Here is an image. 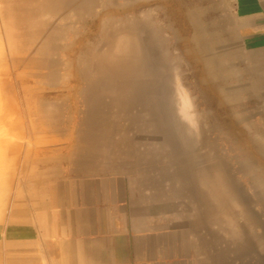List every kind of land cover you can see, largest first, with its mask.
<instances>
[{"label": "rangeland", "instance_id": "374dc122", "mask_svg": "<svg viewBox=\"0 0 264 264\" xmlns=\"http://www.w3.org/2000/svg\"><path fill=\"white\" fill-rule=\"evenodd\" d=\"M74 1L78 9L85 0ZM41 2L0 0V264L11 263L5 234L19 220L24 182L36 177V156L24 153L39 148L42 155L45 148L67 150L72 144L78 151L85 126L84 89L93 78L86 57L109 48L101 37L111 22L131 17L158 29L171 74L169 88H178L188 102L193 138L199 132L205 138L204 147L196 143L198 152L212 148L225 167L227 176H220L221 243L228 235L239 244L249 238L258 242L264 225V66L238 39L225 0H97L91 14L79 17L72 12L74 2L55 14L43 10ZM110 109L93 162L125 169L139 181L141 196L177 197L178 183L165 177L166 150L145 130H136L122 111ZM26 134L29 140L22 139ZM25 160L28 172L21 171ZM233 185L244 204L230 195ZM187 202L192 225L195 206ZM210 214L197 222L209 238ZM246 264H264V256L253 254Z\"/></svg>", "mask_w": 264, "mask_h": 264}, {"label": "crops", "instance_id": "0c3cea01", "mask_svg": "<svg viewBox=\"0 0 264 264\" xmlns=\"http://www.w3.org/2000/svg\"><path fill=\"white\" fill-rule=\"evenodd\" d=\"M225 4L238 39L264 66V0ZM40 151L24 153L36 156V177L24 182L19 220L5 234L10 264H246L253 254L264 256V225L258 242L249 238L243 245L228 235L221 243L213 200L207 203L209 238L197 223L202 216L189 225L186 199L141 196L139 181L129 172L93 162L92 156L80 159L73 144ZM25 163L22 172H28ZM28 189L34 193L28 195Z\"/></svg>", "mask_w": 264, "mask_h": 264}, {"label": "bare ground", "instance_id": "6f19581e", "mask_svg": "<svg viewBox=\"0 0 264 264\" xmlns=\"http://www.w3.org/2000/svg\"><path fill=\"white\" fill-rule=\"evenodd\" d=\"M70 2H74L72 12L77 16L91 14L97 0H85L78 9L74 0H43L41 8L55 14L66 10L65 6ZM159 37L155 26L142 18L131 17L129 20L111 22L107 26L101 37L102 43L108 42L110 45L107 50L102 53L97 50L86 55L87 72L93 74L94 79L84 89L85 102L87 101L85 126L79 132L83 144L78 147L75 155L87 161V156H93L92 153L99 150L101 146L98 140H102L105 134L101 123L107 120L110 107L116 108L135 124L136 130L143 129L146 136L158 140V146L166 150L169 162L165 177L178 183L177 197L184 195V199L193 201L196 205L195 215L203 216L211 212L207 203L213 200L219 206L223 200L220 176H227V173L219 159L214 156L215 150L206 148L205 152H198L196 143L204 147L205 138L201 132L198 133L199 138H193L188 102L178 88H169L171 74L168 72L165 50L162 49ZM113 39L114 45L111 44ZM107 92L112 97H104L103 94ZM198 185L211 188L204 191ZM237 190L233 185L229 193L236 195L237 198L233 195L236 202L244 204V196L239 195Z\"/></svg>", "mask_w": 264, "mask_h": 264}]
</instances>
